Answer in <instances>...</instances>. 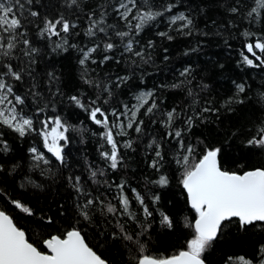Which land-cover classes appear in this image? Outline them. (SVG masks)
Masks as SVG:
<instances>
[{"label":"snow or ice","instance_id":"1","mask_svg":"<svg viewBox=\"0 0 264 264\" xmlns=\"http://www.w3.org/2000/svg\"><path fill=\"white\" fill-rule=\"evenodd\" d=\"M0 264H264V0H0Z\"/></svg>","mask_w":264,"mask_h":264}]
</instances>
